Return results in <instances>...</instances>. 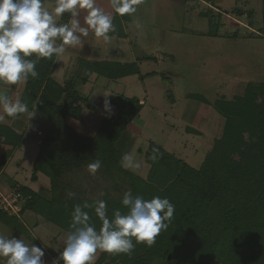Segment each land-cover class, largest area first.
<instances>
[{
  "label": "trees",
  "instance_id": "1",
  "mask_svg": "<svg viewBox=\"0 0 264 264\" xmlns=\"http://www.w3.org/2000/svg\"><path fill=\"white\" fill-rule=\"evenodd\" d=\"M61 19L64 22L66 18L63 15ZM123 21L124 17L113 18L115 31L110 32V36H125L120 30ZM54 63V57L41 59L36 65L38 77L24 81L20 97L38 120L39 127L44 122L30 180L35 182L38 174L49 180L46 194L25 186L15 189L25 198L21 215L33 213L68 232L74 205L103 199L111 217L115 209L127 211L121 200L130 190L145 199L168 198L175 206L171 222L151 246L135 244L130 255L101 252L94 264H153L156 261L163 264H264L263 83L248 84L244 94L232 101L214 103V108L224 118V125L221 136L214 141L198 169L151 143L144 154L149 171L146 178H142L121 167L123 154L117 143L137 118L143 104L136 99L110 96L115 114H103L93 136L78 134L67 119L80 121L83 108L94 110L96 104L89 97H81L71 81L64 85L54 81ZM92 75L116 80L139 75V70L134 64L114 66L113 63L105 68L102 64L89 63L82 82ZM201 100L207 103L204 98ZM0 135L13 136V147L20 144L23 137L4 126H0ZM7 159L8 155L0 157V169ZM96 159L101 161V168L95 175L104 184L100 192L91 187L87 190L82 185L86 177L96 182L87 170V164ZM69 192L76 196L70 198ZM85 210L98 230L101 222L92 209ZM0 221L12 230L25 232L15 217L0 213ZM52 256L58 257L54 253Z\"/></svg>",
  "mask_w": 264,
  "mask_h": 264
},
{
  "label": "rangeland",
  "instance_id": "2",
  "mask_svg": "<svg viewBox=\"0 0 264 264\" xmlns=\"http://www.w3.org/2000/svg\"><path fill=\"white\" fill-rule=\"evenodd\" d=\"M97 2L102 7L106 0ZM43 4L51 10L54 0H43ZM63 15L66 19L63 22L60 17L58 23L68 22L69 14ZM115 16L125 18L120 28L124 37L109 35L110 40L105 41L90 31L80 44L65 46L64 53H70L71 64L56 61L54 81L60 85L71 81L81 97H89L97 106L94 105V110L83 108L80 121L68 118V125L78 134L93 136L102 115L115 114L111 104L109 110L104 109V95H109L108 100L110 96L136 99L143 104L142 110L117 143L122 154L132 152L141 164L138 170L127 171L146 178L149 166L144 162V154L151 143L198 169L221 136L224 125L214 103L241 97L248 84H264V1L140 0L135 14ZM89 63L102 64L105 68L113 63L114 66L134 64L139 75L116 80L92 75L82 82ZM43 124L41 127L31 124L27 128L30 140L25 143L27 149L25 146L18 153L22 156L18 170V160L14 159L0 176L3 194L16 192V187L11 190L2 184L9 177L36 191L44 190L30 180L32 148L38 149ZM89 174L96 182L86 177L83 187L102 191L104 184L95 174ZM41 179L48 182L44 175ZM31 215L28 212L23 217L30 227L26 233L54 248L50 236L60 230L39 217L37 227H31L27 222V216ZM100 253H96L95 261Z\"/></svg>",
  "mask_w": 264,
  "mask_h": 264
},
{
  "label": "clouds",
  "instance_id": "3",
  "mask_svg": "<svg viewBox=\"0 0 264 264\" xmlns=\"http://www.w3.org/2000/svg\"><path fill=\"white\" fill-rule=\"evenodd\" d=\"M107 3L111 11L99 6L97 0H54L51 10L44 6L43 0H0V82L11 85L29 77L37 78L36 65L41 59L58 60L65 46L80 44L90 31L97 38L110 40L109 33L115 31L113 14H135L140 0H107ZM65 13L69 14L68 22L58 23L57 19ZM108 96L104 95L106 111L111 103ZM0 108L8 117L29 111L26 103L19 98L13 100L2 91ZM3 119L4 115H0V121ZM120 165L132 171L141 167L132 152L122 155ZM100 168L99 159L87 164L91 174ZM68 196L73 198L76 193L69 192ZM121 203L127 211L115 209L111 217L103 199L74 205L70 230L52 264H94L98 251L130 255L135 244L151 246L160 232L168 228L175 211L168 198L145 199L130 190L123 194ZM85 209H92L101 222L98 230ZM44 255V249L37 244L26 243L11 232H0V264H45Z\"/></svg>",
  "mask_w": 264,
  "mask_h": 264
},
{
  "label": "crops",
  "instance_id": "4",
  "mask_svg": "<svg viewBox=\"0 0 264 264\" xmlns=\"http://www.w3.org/2000/svg\"><path fill=\"white\" fill-rule=\"evenodd\" d=\"M106 2H107V0H106ZM106 2H104V3H106ZM104 3H103L104 6L102 5V7L105 8V10H107V11H111V9L108 6V3H106V4H104ZM83 16H84V13L81 12L80 19L83 20ZM59 60H60L61 64H71L73 62L72 57L70 56V53H64L58 60L57 59L55 60L54 69H55L56 61L59 62ZM62 68L65 69L64 66H62ZM54 69H53V72H54ZM23 88H24V81L19 82L17 84H11V85L0 82V91H2L4 94L9 96L13 100H15L16 98L20 99L21 94L23 92ZM29 113H32V112L28 111V113H22V114L17 115L16 117H8L3 113L2 108H0V115H4L3 121H0V126L8 127L14 134L23 136L21 143L18 144L16 147H13L12 143L14 142V139H15L13 136H8V138H6L5 136L0 135V157L8 155L7 161L4 163V165L0 169V176L5 174V172L7 171V169L9 168V166L11 165V163L14 159L18 160L16 163V165H17L16 170H18V168L20 166V162L22 161L21 160L22 156L19 157L18 153L19 152L21 153L22 150H25V146L27 149V145H25V143H27L26 141L30 140L29 137H27V133H26L27 128L30 127L31 124H35L36 127L39 126L38 125L39 122H37L38 120H35V118L33 117V114L29 115ZM32 149H33L32 154L34 156L33 160H35V158L38 154V149L36 147H35V149L34 148H32ZM33 162L34 161H32V165H33ZM41 176H42V174H38L36 181L33 183L38 184L40 186V190L44 189L43 190L44 192L43 191H36L33 188H30L26 185H21L18 182H16L13 178L10 179V177H9V179H4L2 184L5 188H11V190H14V187L18 188L20 186H25L34 192L46 194L48 192V189H49V180L47 182V180L41 179ZM27 213L28 212H25L22 215V219L20 221L21 224L23 225V228L25 231L24 233L10 229L6 225H4L1 221H0V232H3L5 234L11 232L14 235H16L17 237L22 238L26 243H29V244L35 243L38 246L42 247L45 251V255L43 257L45 264H52V261L55 260L52 256V253H54L57 256L59 255V250H62V241H63L67 232L62 231L57 227L58 230H60V232H53V234H51V236H50V241H49V242H51V244L54 246V248L56 250H54V248H48L47 246L44 245L45 243H42V241L37 240L36 237H34V236L32 237L26 233L27 229L30 227L25 224V222H24L25 219L23 217H25ZM38 217L39 216H37L33 213L31 216H27L28 224L31 227H37V225L39 224ZM39 218L44 220L42 217H39ZM45 222L49 223L47 221H45ZM161 264H163V263H161Z\"/></svg>",
  "mask_w": 264,
  "mask_h": 264
},
{
  "label": "built area",
  "instance_id": "5",
  "mask_svg": "<svg viewBox=\"0 0 264 264\" xmlns=\"http://www.w3.org/2000/svg\"><path fill=\"white\" fill-rule=\"evenodd\" d=\"M24 202L25 198L20 193L3 194L0 190V213L8 217H15L21 221V208Z\"/></svg>",
  "mask_w": 264,
  "mask_h": 264
}]
</instances>
